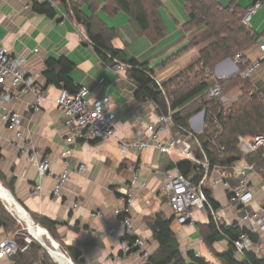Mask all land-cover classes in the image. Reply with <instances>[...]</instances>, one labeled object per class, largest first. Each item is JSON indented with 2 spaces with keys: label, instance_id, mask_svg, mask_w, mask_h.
Returning a JSON list of instances; mask_svg holds the SVG:
<instances>
[{
  "label": "crops",
  "instance_id": "obj_1",
  "mask_svg": "<svg viewBox=\"0 0 264 264\" xmlns=\"http://www.w3.org/2000/svg\"><path fill=\"white\" fill-rule=\"evenodd\" d=\"M35 1L51 6L55 17L34 12L32 0H0V48L7 49L12 57L23 61L24 72L42 93L37 103L38 111H33L30 106L36 103L32 94L21 93L7 81L0 84L1 184L12 191L14 200L25 208L29 216L53 222L55 241L51 238L50 241L57 242L60 250L62 247L78 251L83 264H145L140 256L124 253L123 228L113 212L118 206L116 190L128 185L133 169L138 168L139 184L134 188L130 211L132 237L142 239L145 243L143 249L153 256L159 245L153 238L149 221L160 215L172 221L170 230L186 263H191L188 256L194 254L208 264H222L217 255L228 252L229 242L221 240L213 243L211 248L207 247L204 241L209 225L207 213L197 212L194 225H179L168 207L163 172L170 166L175 169L177 164L186 161L185 158L177 153L170 156L161 154L154 148L123 156L115 139L84 143L76 137L79 132L76 127L65 126L64 118L55 104L61 89L48 84L45 77V65L50 59L70 62L73 65L70 80L75 87L87 91L90 98L106 96L110 99L106 109L114 115L116 138L131 142L145 141L150 135L147 125L155 123L156 112L153 105L135 101L136 85L126 77L127 68L116 73L100 64L96 50L83 37V27L66 16L68 9H65L62 0ZM216 1L222 7H236L242 13L254 0ZM95 2L99 6L95 17L105 27L115 31V36L110 40L111 47L123 52L128 60H135L153 70L157 83L175 76L196 58L197 50L186 51L190 36L182 30L187 22L183 0H160L159 14L165 35L155 42L151 41L149 30H139L127 14L120 12L109 16L103 12L104 0ZM261 2V8L248 26L259 37L264 36V0ZM82 12L88 17L93 14L86 6L82 7ZM258 45L244 54L248 62L259 59ZM237 75L239 65L234 59L218 63L213 71L214 78L218 80ZM249 81L264 99V63ZM239 94V88H235L226 96L233 102ZM6 113L18 114L20 125L9 128L1 120ZM17 133L21 137H17ZM70 137L72 141L68 143ZM175 137L181 135L171 126L161 134L163 141ZM65 151L71 153L67 166L70 176L59 198L55 199L52 190L55 179L63 170L61 155ZM34 156L36 161L42 158L49 160L46 175L38 176L32 162ZM80 165L85 166L82 172L77 169ZM212 177L216 179L217 174H212ZM248 179L254 194L251 209L264 207V180L252 174ZM36 185L41 186V190L37 195H32ZM206 187L211 191V198L217 205L223 224L236 226L239 210L228 201L222 185L208 182ZM96 213H101L102 218L94 216ZM112 227L117 230L114 235L108 234ZM252 234L257 240L247 252L264 259V233ZM6 236L4 230L0 229V241ZM23 242H28L23 246L27 248L32 241ZM0 264L14 263L6 258L0 260Z\"/></svg>",
  "mask_w": 264,
  "mask_h": 264
},
{
  "label": "trees",
  "instance_id": "obj_2",
  "mask_svg": "<svg viewBox=\"0 0 264 264\" xmlns=\"http://www.w3.org/2000/svg\"><path fill=\"white\" fill-rule=\"evenodd\" d=\"M62 2L65 4V9H68L66 16L76 25L83 27L85 36L96 50L103 67L112 69L117 63L129 67L126 70V77L136 85L134 92L136 102L155 106L157 115L166 114L170 110L172 128L177 132L178 128L189 130L190 118L202 111L205 112L203 130L196 135L197 143H192L196 157L202 158L201 152H203L211 165L229 166L234 161L242 160L238 150V138L264 137V99L254 90L251 82L242 80L239 75L226 80H218L213 76L214 68L218 63L226 59H234L236 55L244 56L249 49L264 41V36L259 37L249 27L241 25L240 20L245 12L240 13L238 8L232 6L222 7L216 0H183L187 22L182 30L190 36L186 51L197 50V56L178 74L165 82L157 83L153 78V70L140 65L135 60H128L123 52L111 47L110 40L115 36V31L105 27L95 17L99 7L95 0H62ZM103 4V12L107 15L125 13L136 23L139 30H149L152 42L164 37L165 28L159 14L160 0H104ZM85 6L94 15L90 17L85 15L82 12V7ZM32 10L49 18L55 17L53 8L47 3L32 0ZM45 67L48 84L65 89L70 94H75L79 90L69 78L73 69L70 62L65 59L59 61L50 59ZM243 68L240 64L239 71ZM214 85L220 87L221 96H226L235 88H239L240 95L224 109L219 98L209 99L207 96V90ZM244 161L255 164L258 169L264 171V149L255 151L244 158ZM168 169L173 168L170 166ZM176 169L190 178L194 184H198L201 180L194 175V169L187 161L177 164ZM262 179L264 180V177ZM230 182L231 185L237 184L232 179ZM3 187L14 197L9 188L4 185ZM203 190L213 209L217 210V205L211 198V191L207 187ZM30 217L55 241L53 222L33 215ZM171 223L172 221L160 215L149 221L153 238L159 248L147 259L146 264H208L194 254L188 256L191 263L185 262L175 235L170 230ZM208 224V234L204 240L208 248L217 241L229 242L228 252L217 255L222 264H264V259H258L252 253L246 252L244 258L240 260L234 255L233 241L241 234L247 233L249 238L256 242L255 235L236 226L222 225L217 229L210 218ZM0 229L10 237L17 230H21L1 201ZM123 240L131 244L135 238L123 236ZM61 251L74 264H83L80 253L75 249L61 247ZM10 259L14 264H56L43 247L34 241L24 251H18Z\"/></svg>",
  "mask_w": 264,
  "mask_h": 264
},
{
  "label": "built area",
  "instance_id": "obj_3",
  "mask_svg": "<svg viewBox=\"0 0 264 264\" xmlns=\"http://www.w3.org/2000/svg\"><path fill=\"white\" fill-rule=\"evenodd\" d=\"M261 6V0H254L241 18V25L248 27L252 17ZM83 37L86 39L85 36ZM258 48L260 57L254 62H248L240 55L234 57L235 62L244 67L243 70L239 71V77L242 80H250L251 76L264 63V41L258 45ZM126 68L129 67L117 63L112 70L118 73ZM4 81H7L11 87L19 89L23 94H32L36 104L31 105L30 109L38 111L37 103L42 98V93L39 92V88L34 84L33 79L24 72L23 61L19 58L12 57L7 49L0 48V84ZM206 93L209 99L219 98L220 104L224 109L229 106V102L224 96H221L222 92L218 85L212 86ZM109 103L110 99L106 96L99 99L90 98L88 92L84 89H79L75 94H70L67 90L61 89L55 100L57 109L64 118L65 126L67 128L76 127L79 130L76 137L84 143L115 139L117 148L123 156L129 152L141 153L150 148H154L161 154L168 156L177 153L192 165L194 175L201 178L198 184L192 183L190 178L182 175L176 168L163 172L165 190L168 195L167 204L174 214V220L177 224L194 225L196 224L195 214L200 211H205L217 229L225 225L218 214V210L213 209L204 194L203 188L209 182L211 185H222L227 193L228 201L239 210L237 227H240V224H242L243 229L250 234L256 232L264 233V207H259L255 210L251 209L254 194L248 179L249 174H252L263 180L264 171L258 169L255 164H248L244 161V158L255 151L264 149L263 136H256L252 139L238 138V150L242 156V160L234 161L229 166L211 165L203 152H201L202 158H198L192 148V143H197L196 135L200 134L204 127V111L190 118L188 122L189 130L178 128L181 137L170 138L168 141H163L161 134L169 126H173L172 112L168 110L166 114H156L155 123L147 125V130L150 132L149 137L143 142H131L116 138L113 128L114 115L106 109ZM153 107L154 111H156V107ZM1 120L9 128L20 125V117L16 113H6L1 116ZM16 136L21 137V134L17 133ZM71 141V137L67 139L68 143ZM61 157L64 167L61 174L55 179L52 190V196L55 199L59 198L60 192L70 176V171L67 167L71 158L70 151L63 152ZM32 162L36 166L39 177L48 173L50 162L47 158L36 161V156H34ZM77 169L78 172H82L85 166L80 165ZM212 174H217V178L213 179ZM139 178V169L135 168L133 169L132 177L128 185L116 190L118 206L113 212L118 219V223L123 228V236H132L130 211L134 200V188L138 186ZM231 179L235 180L237 184L231 185ZM40 190L41 186L36 185L32 195H37ZM74 207H77V205H74ZM94 216L102 218L101 213H96ZM116 232V228L113 227L108 230V234L110 235H114ZM253 244L254 242L249 238L247 233L241 234L232 242L234 255L243 259L244 254ZM144 245L145 243L142 239L136 238L131 244L124 240L123 251L128 255L134 254L140 256L146 264L150 255L143 249ZM25 249L26 247L23 246L18 247L14 239L6 237L0 241V260L11 258L18 251H24Z\"/></svg>",
  "mask_w": 264,
  "mask_h": 264
},
{
  "label": "bare ground",
  "instance_id": "obj_4",
  "mask_svg": "<svg viewBox=\"0 0 264 264\" xmlns=\"http://www.w3.org/2000/svg\"><path fill=\"white\" fill-rule=\"evenodd\" d=\"M0 195L2 197H5L8 201V208L13 209L18 218L25 224V227L28 231V233L39 243L43 244L47 250L49 251L50 255L52 256L53 260L55 261L56 264H71L68 260L67 257H64L63 252L58 248L55 242H51L50 245L47 246L45 243V238L48 237V235L45 234L44 230L37 228L34 226L27 215L23 211H21L16 205L12 203V201L9 199V196L0 188ZM12 214V213H11ZM17 219V218H16ZM50 240V238H49Z\"/></svg>",
  "mask_w": 264,
  "mask_h": 264
},
{
  "label": "rangeland",
  "instance_id": "obj_5",
  "mask_svg": "<svg viewBox=\"0 0 264 264\" xmlns=\"http://www.w3.org/2000/svg\"><path fill=\"white\" fill-rule=\"evenodd\" d=\"M231 94V93H230ZM230 94H228V96L230 97ZM240 95V94H239ZM228 96H226L225 97V99L229 102V104H231L232 102H231V99L228 97ZM234 100V99H233ZM234 102V101H233ZM9 211L12 213V215L14 216V219L15 218H17V214H16V212L13 210V209H9ZM15 221L17 222V224L19 225V227L21 228V230H17L15 233H13L12 235H11V237L10 236H6V237H8V238H12V239H14L16 242H17V246L18 247H22V246H24V244L26 245L28 242H23V240H26V241H34L29 235H28V233H27V231H26V227H25V224L23 223V222H18L16 219H15ZM25 237H26V239H25ZM45 243L47 244V246L48 245H50L51 244V242L52 241H50L49 240V238L47 237V238H45ZM35 242V241H34ZM52 260V259H51Z\"/></svg>",
  "mask_w": 264,
  "mask_h": 264
},
{
  "label": "water",
  "instance_id": "obj_6",
  "mask_svg": "<svg viewBox=\"0 0 264 264\" xmlns=\"http://www.w3.org/2000/svg\"><path fill=\"white\" fill-rule=\"evenodd\" d=\"M0 188L4 191V192H6V194L9 196V199L12 201V203L14 204V205H16L21 211H23L24 213H25V215H27V217L29 218V220L31 221V223L34 225V226H36L37 228H39V229H41L42 230V228H40L37 224H35L34 223V221L31 219V217L27 214V212L14 200V198H13V196L11 195V193L6 189V188H4L3 187V185L1 184V182H0ZM0 201L3 203V205H4V207H5V209H6V211L14 218V216L11 214V212L9 211V208H8V200L5 198V197H2L1 195H0ZM16 219V218H15ZM18 222H20L21 220L19 219V218H17L16 219ZM22 222V221H21ZM26 231H27V229H26ZM44 232H45V234L47 235L48 233L44 230ZM27 233H28V231H27ZM28 235L35 241V242H37V243H39L37 240H35L29 233H28ZM48 238H50V236L48 235ZM51 240V239H50ZM42 247H43V249L47 252V254H48V256L52 259V261L55 263V261L53 260V258H52V256L50 255V253H49V251L47 250V248L43 245V244H41V243H39ZM57 245V244H56ZM58 246V245H57ZM59 248V247H58ZM64 257H66L65 255H63ZM67 260L71 263V264H74L70 259H68L67 258Z\"/></svg>",
  "mask_w": 264,
  "mask_h": 264
}]
</instances>
